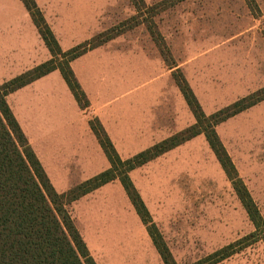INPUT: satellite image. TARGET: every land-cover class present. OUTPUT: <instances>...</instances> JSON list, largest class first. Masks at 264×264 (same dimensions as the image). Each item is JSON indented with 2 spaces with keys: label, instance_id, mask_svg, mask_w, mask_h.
<instances>
[{
  "label": "crops",
  "instance_id": "obj_1",
  "mask_svg": "<svg viewBox=\"0 0 264 264\" xmlns=\"http://www.w3.org/2000/svg\"><path fill=\"white\" fill-rule=\"evenodd\" d=\"M34 2L62 52L108 32L133 14L130 0ZM128 38L131 39L118 35L70 63L88 100L85 110L78 107L58 71L6 97L14 119L58 194L110 168L90 130V121H98L122 161L195 123L173 80L172 74L179 67H168L155 47L148 51L139 39ZM50 59L21 1L0 0V86ZM152 61L159 65L162 77L159 81L148 78L141 84L145 78L141 66ZM185 81L205 116L218 111L214 100L205 106L188 78ZM148 83L154 84V90L141 89ZM228 123L229 120L220 125ZM199 137L129 173L140 197L143 190L138 183H147L167 157ZM127 200L120 184L113 181L69 205L70 216L90 257L95 264H150L151 259L154 264H163L141 224L132 223V230L125 229L124 211L130 206ZM119 202L122 220L118 217ZM103 212L116 213V217H104Z\"/></svg>",
  "mask_w": 264,
  "mask_h": 264
},
{
  "label": "rangeland",
  "instance_id": "obj_2",
  "mask_svg": "<svg viewBox=\"0 0 264 264\" xmlns=\"http://www.w3.org/2000/svg\"><path fill=\"white\" fill-rule=\"evenodd\" d=\"M130 2L132 16L104 34L139 39L146 50L155 47L161 60L163 48L168 64L179 67L176 72L188 78L205 106L214 100L215 108L222 109L264 87V0ZM153 62L142 64L141 84L162 77ZM154 87L148 83L141 89ZM215 131L264 220V101ZM167 158L163 170L157 168L156 176L138 184L151 221L176 264H195L254 232L202 135ZM118 208L125 229L139 223L146 231L131 204L123 217L120 202ZM102 216L114 218L116 213ZM218 264H264V247L253 243Z\"/></svg>",
  "mask_w": 264,
  "mask_h": 264
},
{
  "label": "trees",
  "instance_id": "obj_3",
  "mask_svg": "<svg viewBox=\"0 0 264 264\" xmlns=\"http://www.w3.org/2000/svg\"><path fill=\"white\" fill-rule=\"evenodd\" d=\"M20 1L29 13L51 59L0 86V264H95L74 225L68 207L113 181H118L125 192L162 263L176 264L153 225L129 173L200 135L204 137L230 182L254 232L195 264H218L256 242L262 243L264 247V220L215 131L218 125L263 102L264 87L210 116H205L185 79L179 72H174L173 80L194 117V125L122 161L98 121H90V130L110 168L65 193L58 194L14 119L6 97L58 71L78 107L85 110L89 105L88 100L74 77L70 63L110 41L113 36L99 34L62 52L34 0ZM247 1L250 3V0ZM150 35L159 44L155 35L151 32ZM160 51L163 61L169 67L163 48Z\"/></svg>",
  "mask_w": 264,
  "mask_h": 264
}]
</instances>
